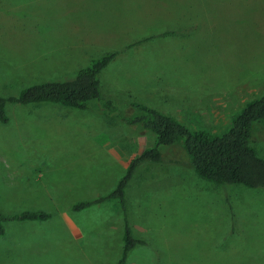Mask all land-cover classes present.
<instances>
[{"label": "rangeland", "instance_id": "1", "mask_svg": "<svg viewBox=\"0 0 264 264\" xmlns=\"http://www.w3.org/2000/svg\"><path fill=\"white\" fill-rule=\"evenodd\" d=\"M261 1L0 0L1 97L73 78L103 54L121 52L101 74L102 99L87 109L6 103L0 212L45 210L52 220L77 221L96 250L75 264H117L124 245L118 201L73 205L112 192L129 161L156 145L155 134L123 120L136 113L133 102L221 133L264 93ZM253 145L264 157L263 127ZM162 151L172 162L144 164L126 188L132 232L145 241L126 264H264V188L216 184L195 173L181 145ZM63 232L52 233L66 238ZM51 250L56 263L60 252Z\"/></svg>", "mask_w": 264, "mask_h": 264}, {"label": "trees", "instance_id": "2", "mask_svg": "<svg viewBox=\"0 0 264 264\" xmlns=\"http://www.w3.org/2000/svg\"><path fill=\"white\" fill-rule=\"evenodd\" d=\"M260 7L264 9V0L260 2ZM149 38L151 37L132 40L127 47L131 48ZM120 55L121 52L118 50L107 52L92 60L88 66L78 68L73 78L39 82L23 88L19 95L14 97L0 96V121L8 122L5 111L7 102L21 104L51 102L79 109L89 108L93 101L101 100L103 97L101 84L103 70ZM129 107L135 109L136 113L133 115L126 112L123 120L141 131L155 134L156 145L144 149L129 161L126 174L118 180L112 192L73 205L74 210L80 211L93 204L118 201L124 211V245L117 264H126L131 251L138 245L145 244L143 238L136 237L132 232L126 207V188L135 172L144 164L162 165L172 162L166 159L162 147L181 145L189 157V166L195 173L216 184L264 188V157L253 145L256 130L259 127L264 128V93L249 100L241 111L231 118L230 127L221 133L207 129H190L175 116L142 102H133ZM52 216V213L45 210H26L13 215L0 212V235L6 232L4 221H46Z\"/></svg>", "mask_w": 264, "mask_h": 264}, {"label": "crops", "instance_id": "3", "mask_svg": "<svg viewBox=\"0 0 264 264\" xmlns=\"http://www.w3.org/2000/svg\"><path fill=\"white\" fill-rule=\"evenodd\" d=\"M17 222L20 223L15 226H5V234L0 235V263L75 264V260L77 261L79 258L82 261H87L94 257L96 249L93 244L95 243L85 242L88 235H85L81 230L82 226L77 221L50 219ZM42 228L48 230L44 231ZM56 231H65L63 234L67 237L62 238L52 233ZM52 248H58V253L60 252V254L57 253L56 263L52 260V256L56 254L51 250ZM29 259H33L34 262H28Z\"/></svg>", "mask_w": 264, "mask_h": 264}]
</instances>
